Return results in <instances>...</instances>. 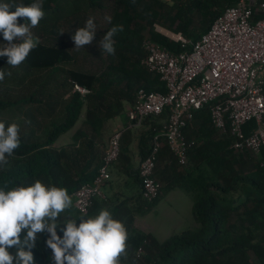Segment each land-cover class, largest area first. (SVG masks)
Listing matches in <instances>:
<instances>
[{
	"label": "trees",
	"instance_id": "obj_1",
	"mask_svg": "<svg viewBox=\"0 0 264 264\" xmlns=\"http://www.w3.org/2000/svg\"><path fill=\"white\" fill-rule=\"evenodd\" d=\"M106 1L109 0H42L45 15L39 25L31 29L34 36L39 38V45L31 50L19 67L26 70V76L31 71L43 69L61 73L60 82L57 83L60 88L53 91L49 89L52 81L58 79L52 74L40 90L45 99H26L40 104L37 110L40 116L37 118L32 113L28 120H35L31 125L39 127L40 122L52 119L59 109L65 110L66 117L62 123L52 126L43 142L35 138L36 129L25 132L30 126L29 123L19 125L21 144L12 156L7 157L8 163L0 165V187L5 183L9 187L21 184L27 186L39 179L45 185L66 188L72 197L81 185L90 182L92 177L89 169L96 156L93 154L90 159L84 160L82 149L73 151L79 138L83 136L80 131L75 135L71 146L58 149L54 143L79 120L84 101L91 102H88L86 111L88 127L98 132L105 120L114 115V111H110L112 103L108 98L110 94L107 93L112 88L115 87L116 100L124 98L129 103L134 101L139 88L148 92H166L160 76L148 71L141 64L145 54L143 40L150 37L168 50L180 52L185 49L182 43L158 32L156 25L181 34L193 42L209 29L227 6L238 0H114L112 21L107 24L104 35L112 26L123 25L124 31L114 36L115 55L104 53L106 59L100 72L70 66L76 61V54L69 50L64 40L60 41L58 38L51 41L53 39L49 35L54 36L56 33L48 32L47 26L56 25V19L61 16L65 5L77 9L80 7L78 3H82L86 9L96 10L101 9ZM0 2L29 5L34 0ZM48 13L55 15L50 16ZM18 23L24 24L28 21L21 17L18 18ZM40 29L46 31L45 36L49 39L41 40ZM147 29L149 36L144 37ZM6 43L0 33V45ZM10 66L8 58L0 56V70L5 73ZM13 68L15 67L12 66V73L16 72ZM76 84L87 88L89 94L82 97L74 89ZM65 93H68V97L64 96ZM51 100L50 104L53 106L47 108V103ZM18 101L0 100V115L22 103L21 100ZM166 117L167 114L164 113L160 117L144 121L143 124H148L149 127L139 142L142 159L150 150L153 135L162 130V121ZM6 124L7 127L9 124ZM254 127V121L245 125L246 135ZM184 134L189 144L187 163L181 165L175 158L167 169L160 163L158 156L154 171L164 174L158 180L162 184L159 196L148 207V202L140 194L138 198L143 201L140 212L145 215L161 196L175 187L184 188L193 197L192 214L195 227L174 232L169 238L160 241L150 233L132 228L134 212L127 208L126 199L115 202L107 210L115 219L122 221L128 231L127 248L120 257V264H264V148L259 154L248 150L236 153L231 146L232 137L213 127L208 107L195 113ZM171 156L173 157L172 154ZM79 166L82 169L74 177L73 172ZM137 181L141 186V180ZM105 201L107 199H95L89 212L84 215L85 218L89 214L94 215V210ZM66 211L61 213V219L82 215L76 209L75 212L68 209ZM79 223L78 220L77 225ZM64 227L61 224L57 229L61 238ZM26 233V229L22 230L21 239ZM49 238L50 233L47 232L37 238L36 246L31 249L34 264H54L51 259L52 251L46 243ZM139 249L142 252L138 255Z\"/></svg>",
	"mask_w": 264,
	"mask_h": 264
},
{
	"label": "built area",
	"instance_id": "obj_2",
	"mask_svg": "<svg viewBox=\"0 0 264 264\" xmlns=\"http://www.w3.org/2000/svg\"><path fill=\"white\" fill-rule=\"evenodd\" d=\"M161 29L156 25L164 33ZM174 35L185 47L177 53L150 37L143 40L141 64L160 76L166 92L136 91L134 102L125 111L127 123L111 135L95 176L72 195L78 213L86 215L95 199H107L102 189L110 182L111 167L121 155L124 131L142 126L149 118L167 114L138 168L140 195L148 203L161 190L154 170L163 141L178 163L186 164L189 144L184 130L205 107L213 127L232 137L236 153L259 154L264 148V0H238L227 6L196 41ZM74 89L82 97L90 92L77 84ZM252 121L256 127L246 135L244 127ZM141 252L139 249L138 255Z\"/></svg>",
	"mask_w": 264,
	"mask_h": 264
},
{
	"label": "clouds",
	"instance_id": "obj_3",
	"mask_svg": "<svg viewBox=\"0 0 264 264\" xmlns=\"http://www.w3.org/2000/svg\"><path fill=\"white\" fill-rule=\"evenodd\" d=\"M44 15L42 0L29 5L0 2V33L7 42L0 45V56L8 58V65L19 66L37 48L39 38L31 29L39 25ZM21 17L28 23L19 24ZM105 20L111 23L112 17L106 16ZM123 31V25H114L107 31L100 41L102 54L115 55L114 36ZM95 33L94 18H89L72 36L75 48L91 43ZM4 77V71L0 70V81ZM20 144L19 125L11 123L6 127L0 121V165L8 163L7 157ZM72 207L73 198L66 188L45 185L39 179L27 186L9 187L5 183L0 187V264H34L31 249L45 232L50 233L46 243L54 264H120L128 239L124 223L107 209H99L98 214L86 218L80 215L61 219V213ZM61 224L65 225L63 238L57 234ZM25 229L27 233L21 239ZM13 247L14 254L9 251Z\"/></svg>",
	"mask_w": 264,
	"mask_h": 264
},
{
	"label": "rangeland",
	"instance_id": "obj_4",
	"mask_svg": "<svg viewBox=\"0 0 264 264\" xmlns=\"http://www.w3.org/2000/svg\"><path fill=\"white\" fill-rule=\"evenodd\" d=\"M78 5H80V7L77 9H74V6L70 7L68 5H65L62 8L63 11L60 13L61 16L57 17L56 19L57 20L56 25L47 26V31L56 33V35L54 36L49 35L50 39H53L51 41H54L58 38L60 39V41L64 40L69 50H72L76 54V61L73 62L72 65L70 66L81 67L83 69H87L88 71L100 72L104 68L103 63L106 57H105V54H102V52H100L101 50L99 46H100V41L104 36V30L108 24V21L105 20V17L106 16L111 17L114 11V6H115L114 0H109V1L104 2L103 7L101 9H96V10L86 9V6L85 5L82 6V3H78ZM48 15L54 16L55 14L48 13ZM89 18H94V23L96 25V33L94 35V38L92 42L89 43L88 45H85L82 48L76 49L75 44L72 40V36L78 28L85 26ZM39 32L41 35L40 37L41 40L49 39L48 37L45 36L46 31H41L40 29ZM162 34L165 35V33H162ZM146 36H149V29L144 31V37ZM166 36L174 40L176 37L175 35L172 37L168 34H166ZM99 53H101V55ZM13 71H16V72L12 73V66H10L8 71L5 72L4 80L0 81V100L2 101L21 100L22 103H19L16 106H13L9 110H7L5 113L1 114L0 121L6 122V123L8 122V124L16 123L20 126L23 125V123L24 124L29 123L30 126L25 129V132L36 129L35 132H38L37 135H39L41 132L44 133L45 127H47V125H45L44 127L43 125H40L38 128L37 125L35 126L31 125L32 123L35 122V120H31V119L28 120L29 115H31L32 113L36 114L37 118L40 116L37 113L38 106L40 104L38 105L37 103L29 102L26 99H29V98L36 99L37 101L43 98L45 99L46 97L40 94V90L42 88L43 83L52 74L55 78H58V79L52 81L49 89H51L52 91L55 89H59L60 87L57 83L60 82L61 73L54 72L53 70H49V69H43V70L31 71L26 76V74L24 73L26 72V70L22 66L20 67L16 66L15 68H13ZM8 73H11V74L8 75ZM61 91L62 90H60V92ZM107 93L110 94L108 98H109V101L112 103L111 104L112 109L110 111L119 110L121 113L123 105L120 106V104H118L121 99L118 101L115 98L116 97L115 87L109 90V92ZM67 94L65 93L64 96H66ZM122 100H124L125 105H126L127 103L126 99L123 98ZM51 102L52 100L47 103L48 104L47 108H49L50 106H53L52 104H50ZM88 102H89L88 100L84 101V104H83L84 110H86L89 103H91V102L89 103ZM58 111H61V109H59ZM60 114L61 112L57 114L58 117L55 119V121H59ZM83 114L84 115H82L81 117L82 119L79 124L84 123L83 119H85L86 113H83ZM115 114L118 115L117 113H114V115ZM119 124H120L119 121L107 120L103 128L100 129L98 132L92 130L90 127L86 128L88 139H90L92 143L96 144V152L99 154V158L104 154V151L106 150L108 146L109 139L111 135L113 134V132L119 127L125 126L126 123L124 125L123 124L119 125ZM83 127L85 128L84 125ZM148 127H149L148 124H143L140 127L133 128L135 129V131L132 128L127 129L126 131H124L122 138L124 134H131V133H132V136H138V134H140L139 137L141 138V136L144 135L146 131H148ZM131 130L133 131L131 132ZM71 134L72 132L70 133V135ZM132 138L133 137L129 136L127 140L131 141ZM121 145H122V139H121ZM118 168H119V164H118V161H116L112 166V172L114 173L113 176L115 177H116L115 172L119 171ZM115 177L113 178V182H114V188L116 192L110 193V191H108L107 193L109 194L106 196L107 201L101 203V206L98 209L94 210L93 214L98 213L99 209H108V207L113 206L115 202H120L126 199L128 201L126 203L127 208H129V210L133 209V212H134L133 214L134 219H133V224H132V228L134 230L142 231L145 233H150L155 238H158V240L161 241L162 239L166 237L169 238L170 235H172L175 231H178L182 228H184L183 230H185L187 228L192 227L187 224H186L187 226L183 224L185 220L186 210L185 209L183 210L179 207L176 208L172 200L171 201L169 200V202L166 203L164 196H161L159 198V201L152 207L151 211H149L145 215H142L140 212V209L143 206V201L140 198H138V194L135 193L136 190H135V187L132 185V182L130 181L131 184L129 185V188H127V187H124L126 183L125 179L121 180V178L119 177L118 178L119 182L116 183L117 181ZM171 202H172V205H171ZM151 204L152 203H148L147 207L148 205H151ZM68 210H72L73 212H75L74 205L72 208ZM179 213L181 217H178ZM192 219H193L192 225H194L193 227H195V221H194L193 214L190 215L189 220H192ZM183 230H180V231H183ZM10 252L14 254L15 247L11 248Z\"/></svg>",
	"mask_w": 264,
	"mask_h": 264
},
{
	"label": "crops",
	"instance_id": "obj_5",
	"mask_svg": "<svg viewBox=\"0 0 264 264\" xmlns=\"http://www.w3.org/2000/svg\"><path fill=\"white\" fill-rule=\"evenodd\" d=\"M66 97H68V94L66 95ZM134 99H135V96H134ZM126 102L127 103L125 105L124 100L119 101L118 104H120L121 106L123 105L121 113H120L119 110H115L114 113H117V114L120 113V114L113 115L112 117L106 119L105 122L107 120H110V121L116 120V121H119V123H120L119 125H121V124L124 125L125 123H127L126 114H125L126 112L125 111H126V108L130 104H132L134 101L132 103H129L128 101H126ZM86 111H87V108H86V110H84V108H82L79 120L75 123V125L70 130H68L67 132L61 134L57 138L56 142L54 143V146L56 148H58V149L63 148V147H67V146H71L74 143V141H75L74 140L75 139V135H77L78 132L80 131L82 133L81 135H83V136H81V138H79L78 143L76 145V148H73V151H78V150L82 149L83 155H84L83 156L84 160L90 159L91 155H93V154L96 156L95 157V162L93 163V165L89 169V174H91V177H92L91 180H92L93 177L96 174V170L98 169L97 167H99L98 164L100 165V162H101L102 157H103L104 154L99 158V154L96 152V144L92 143L91 140L88 139V137H87L86 128H88V124L86 122V117H85V119H83L84 123L79 124L81 119H82L81 118L82 115H84L83 113H86ZM60 112H61V114H60V117H59V121H55V119L58 117L57 114L60 113ZM65 117H66V112H65L64 109H61V111H57L56 112V114L52 117V119H48V120H45L44 122H40V125H43V127L45 125H47V127H45L44 133L41 132L39 135H37L38 132H36L35 133V138H37L39 141H42V142L45 141V139L47 138V136L49 135V133L52 130V126L54 124L62 123L64 121ZM78 125H79V127H78ZM83 125L85 126V128L83 127ZM133 130L135 131V129H133ZM133 130H131V132ZM71 132H72V134L70 135ZM129 136L133 137L131 141L127 140V138ZM139 136H140V134H138V136H132V133L131 134H124V136L122 138L121 155H120L119 159L117 160L118 164H119V168H118L119 171L118 172L114 171L116 173V177H115V176H113L114 173L112 172V167H111V176H112V178H111L110 182L107 185H105L103 187V189H102L103 193L106 196L109 194V193H107L108 191H110V193L116 192V190L114 188V182H113V178L114 177H115V179L117 181L116 183L119 182V180H118L119 177L121 178V180L125 179L126 183H125L124 187H127V188H129V185L132 182V185L135 187V190H136L135 193L138 194V195L140 194L141 186H140V184L137 181V179L140 180L139 176H138V168H139V164H140L141 159H142V155H141L142 154V150L140 148V143H139L140 142V137ZM165 146H166V148H165ZM105 151H104V153H105ZM170 153H171V151H170L167 143L165 141H163V146H162V148H161V150L159 152V155H158L159 158L158 159H160V163L164 167H166L167 169L170 168L171 164L173 163V161L175 159L174 156H173L174 158L171 156L172 153L171 154ZM84 162H86V161H83V163ZM94 168H95V170H94ZM81 169H82V166H79V167L76 168V170L73 172L74 177L77 176V174L81 171ZM163 176H164V174H160L157 170L154 171V178L157 181L161 180L163 178ZM170 177H172V176H170ZM91 180H89V181H91ZM165 182H166V180H165ZM165 182L163 183V185L165 184ZM161 187H162V184H161ZM164 197H165L166 203L169 202V200L170 201L172 200V202H174V206L176 208L179 207V208H181L183 210L184 209L186 210V212H185V220H184L183 224L184 225L187 224V225L193 227L194 226V225H192L193 219L189 220L190 219V215L192 214V207H193V199H192L191 194L188 193L184 188L178 186V187H175L174 189L170 190L168 193H166L164 195ZM172 202H171V205H172ZM168 204H170V203H168ZM73 205H74V198H73ZM178 217H181L180 213L178 214ZM183 229L184 228H182L180 230H183ZM180 230L175 231V232H180ZM167 238L168 237L162 239L161 241H163V240H165Z\"/></svg>",
	"mask_w": 264,
	"mask_h": 264
},
{
	"label": "bare ground",
	"instance_id": "obj_6",
	"mask_svg": "<svg viewBox=\"0 0 264 264\" xmlns=\"http://www.w3.org/2000/svg\"><path fill=\"white\" fill-rule=\"evenodd\" d=\"M164 33L170 35V36H174V33H172L171 31H167V30H164V29H161Z\"/></svg>",
	"mask_w": 264,
	"mask_h": 264
}]
</instances>
